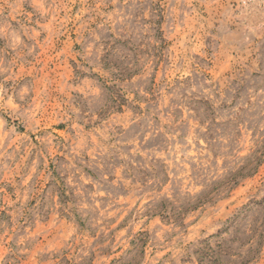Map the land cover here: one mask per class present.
<instances>
[{
  "label": "rangeland",
  "instance_id": "rangeland-1",
  "mask_svg": "<svg viewBox=\"0 0 264 264\" xmlns=\"http://www.w3.org/2000/svg\"><path fill=\"white\" fill-rule=\"evenodd\" d=\"M0 264H264V0H0Z\"/></svg>",
  "mask_w": 264,
  "mask_h": 264
}]
</instances>
